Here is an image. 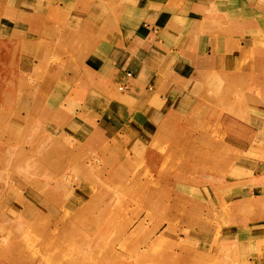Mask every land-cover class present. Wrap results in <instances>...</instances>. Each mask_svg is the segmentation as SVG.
Here are the masks:
<instances>
[{
	"label": "rangeland",
	"instance_id": "rangeland-1",
	"mask_svg": "<svg viewBox=\"0 0 264 264\" xmlns=\"http://www.w3.org/2000/svg\"><path fill=\"white\" fill-rule=\"evenodd\" d=\"M19 50L0 35V264L264 261V196L248 195L264 163V138L239 160L226 144L233 139L222 137L249 130L253 108L211 99L187 121L178 116L183 121L157 130L152 113L129 120L117 107L91 105L93 115L75 116L70 94L81 104L91 97L65 77L48 90V59L29 61L34 74L24 76L25 59H12ZM62 94L70 95L65 112L51 117L46 106L42 117V105ZM202 129L208 137L184 133ZM146 148L157 152L156 164Z\"/></svg>",
	"mask_w": 264,
	"mask_h": 264
},
{
	"label": "crops",
	"instance_id": "crops-1",
	"mask_svg": "<svg viewBox=\"0 0 264 264\" xmlns=\"http://www.w3.org/2000/svg\"><path fill=\"white\" fill-rule=\"evenodd\" d=\"M1 34L20 43L12 59H25L24 76L34 74V58L48 59V90L65 77L74 91L91 97L81 104L70 94L75 116L90 109L93 115L91 105L117 107L129 120L152 113L157 130L183 121L178 116L187 121L211 99L229 105L226 96L255 110L249 130L222 136L225 143L233 139L226 144L240 152L239 160L264 138V0H0ZM29 61L34 65L27 67ZM70 95L44 103L42 117L46 106L51 117L65 112ZM201 114L208 123L209 112ZM207 132L184 131L199 139ZM145 153L148 163H157L155 150ZM261 164L249 197L264 196Z\"/></svg>",
	"mask_w": 264,
	"mask_h": 264
}]
</instances>
